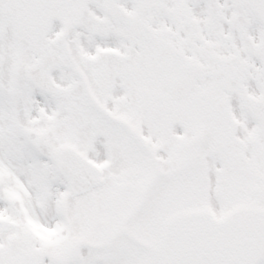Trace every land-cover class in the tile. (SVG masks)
<instances>
[{"label":"snow or ice","instance_id":"6c2138e0","mask_svg":"<svg viewBox=\"0 0 264 264\" xmlns=\"http://www.w3.org/2000/svg\"><path fill=\"white\" fill-rule=\"evenodd\" d=\"M0 264H264V0H0Z\"/></svg>","mask_w":264,"mask_h":264}]
</instances>
